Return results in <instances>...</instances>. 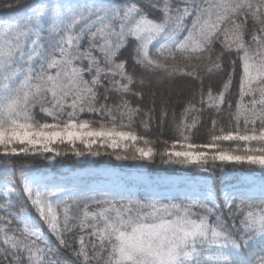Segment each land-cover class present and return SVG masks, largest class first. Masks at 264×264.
I'll use <instances>...</instances> for the list:
<instances>
[{
	"label": "snow or ice",
	"instance_id": "snow-or-ice-1",
	"mask_svg": "<svg viewBox=\"0 0 264 264\" xmlns=\"http://www.w3.org/2000/svg\"><path fill=\"white\" fill-rule=\"evenodd\" d=\"M20 3L0 0L3 7ZM146 9L161 15L150 19ZM232 49L236 58L226 55ZM176 77L200 88L201 107L189 102L182 117L203 112L205 95L216 116L209 117L208 143L192 141L193 130L204 127L194 115L176 125L180 149L174 142L173 150L157 153L133 128L143 115L140 125L150 131L155 107L142 110L128 97H143L146 86L163 87ZM234 86L235 111L226 99ZM36 108L50 120H37ZM225 110L227 127H217ZM84 113L100 117L99 126ZM167 115L162 103L157 123ZM102 154L131 160L138 171L158 155L161 164L195 167L202 175L180 183L137 175L111 187L82 186L14 161L51 164ZM0 156L12 161L0 165V247L11 257L7 264H264V0L25 3L0 19ZM226 165L258 166V179L250 167L244 181L217 186L214 173ZM25 199L35 216L18 209ZM225 208L231 216L222 218ZM45 228L54 240L44 237ZM86 231L94 238L87 243Z\"/></svg>",
	"mask_w": 264,
	"mask_h": 264
},
{
	"label": "trees",
	"instance_id": "trees-1",
	"mask_svg": "<svg viewBox=\"0 0 264 264\" xmlns=\"http://www.w3.org/2000/svg\"><path fill=\"white\" fill-rule=\"evenodd\" d=\"M32 0H21L20 7H3L0 6V19H7L9 17L15 16L18 12L21 11V8L25 3H31ZM164 0H152V3H159L163 4ZM171 2L176 5L179 3V0H171ZM182 7V5H181ZM146 13L149 16L150 19H158L161 13L157 12L155 9H152L151 11H148L146 9ZM245 41H248L250 37L248 35L244 36ZM220 40H224V36L220 37ZM232 37L229 35L228 42L231 43ZM155 43V41L153 42ZM82 49L87 48V39L83 40L81 42ZM151 48V45H150ZM214 49L218 52L221 49V45L219 42H217L214 45ZM242 54V53H241ZM93 55L99 56V52H94ZM226 55H231L232 58H236V50L232 49L230 53H226ZM87 63V61H85ZM237 63L239 64V60H237ZM103 67V65H102ZM215 79V77H213ZM188 78L184 77H176L173 80H169L163 87H161L159 84L156 87H153L151 89L145 87L144 95L143 97H136V96H129L128 99L132 103V105L135 107L139 104V106L143 109L146 108H153L155 107V113L152 114V124H151V130L148 132H145L144 128L140 125L141 119H146L143 115L137 116L134 118V124L133 128L137 132L138 135L145 136L148 140L152 141L148 147H151L154 152H162L165 149L171 150L173 143L176 142V144H180L182 142L181 138L178 136V134L175 132V128L177 124H180L182 122H190L192 117L195 115L198 117L199 123L197 127H200V124H203L204 127H200L199 131L193 130L192 133V141L195 143H208L209 133L208 129L211 127V116H216V113L213 111L211 107H209L210 101L208 100L207 96L205 95V103H204V111L203 112H189L186 114V118L182 117V114L184 113L185 106L192 102L196 105V108L199 109L201 107L200 105V88L198 82L196 83L195 90L193 89V86L191 83L186 82ZM164 83V82H161ZM234 80V84H235ZM207 87H208V78L205 77V87L204 91L205 94L207 93ZM217 89L213 88V93L216 94ZM230 95L226 93V99H230L233 102V111H235V102L239 99L238 97V86L232 87L230 90ZM101 93H103V89H101ZM114 96L118 95L117 93H113ZM248 98L245 97V100ZM154 101V103H153ZM111 103V101H109ZM166 104V110H167V117L165 119V122L163 124L157 123V120L160 115L161 111V105ZM226 108V106H225ZM36 113V119L37 120H50L49 117L44 116L42 113H40L39 108L35 109ZM83 119H89L94 121L93 124L94 127L99 126L100 117L84 113L82 116ZM218 125L219 127L221 124L227 127L228 122V112L225 110L223 113H221L218 117ZM126 122V118H125ZM164 141H167V143H164ZM143 142V141H139ZM79 146V145H78ZM224 147H227L228 144H224ZM61 150L66 147V145H58ZM111 152L110 150H108ZM132 150L129 149V152ZM103 152V150H102ZM15 164L17 167L24 165L26 167H31L34 169H42L43 171H50L57 173L63 169L68 170H77L81 168H111L114 170H119L122 172H140L145 173L149 175H177V176H190V177H196L201 176L202 174L198 172V170L195 167H182L179 165H169V164H161L160 158L157 155L155 157V163H146L143 169L137 170V167L134 165V163L129 161H115L114 159H111L107 155H101L100 157H87L85 159H77L74 156H68V157H60L58 158V162L56 163H49L47 161H43L42 159H33V158H27V159H21V158H14ZM12 161L5 160L2 156H0V165L4 163H11ZM255 167L257 168V177L259 174L258 166H248V165H237L233 167L232 165H226L224 170L217 169V171L214 173L213 179L215 180V183L217 186H222L223 183L226 181V178L230 177L231 181L234 182L238 179L240 176L244 175H250L249 168ZM3 177V172L0 170V178ZM141 200H143V196L140 197ZM26 199L24 201H21L20 204L17 206L19 210L24 211L26 213L30 212L31 215L35 216L36 213L34 210H31L30 203L26 204ZM92 210H97L96 205H91ZM111 215H114V213H110ZM231 214L228 212V209H223V217H230ZM211 222H215V217L211 218ZM232 219H228L229 225L232 223ZM238 222V219H237ZM100 225H103V221H100ZM17 225L13 224V229H16ZM19 231H22V226L19 225ZM19 231L16 232V235H19ZM76 232H79V229L75 230ZM90 231V230H87ZM87 231L84 233V239L87 243L89 239H94L93 237H89L87 234ZM11 236L12 233H9ZM71 238V237H69ZM54 240V239H51ZM39 243V242H38ZM3 244V234L0 233V245ZM41 247H43V244H40ZM4 247H7L5 245ZM75 247L79 248V243L77 242L75 244ZM63 255H67V252L62 250ZM7 259H11V257H8ZM7 259L3 257V248L0 247V261L3 262V264H7Z\"/></svg>",
	"mask_w": 264,
	"mask_h": 264
},
{
	"label": "rangeland",
	"instance_id": "rangeland-1",
	"mask_svg": "<svg viewBox=\"0 0 264 264\" xmlns=\"http://www.w3.org/2000/svg\"><path fill=\"white\" fill-rule=\"evenodd\" d=\"M224 144H229L230 142H223ZM138 147H143L144 144L143 142H137ZM235 146V145H233ZM180 149V144H176L175 150ZM112 151L111 149H108ZM132 150V149H131ZM173 150V146L171 148ZM45 174L49 176H56L57 178L62 177V176H67L71 181L73 182H80L83 181L82 186H97V187H111L113 186L114 182L117 181L118 179H126L129 177L137 176V175H142L146 178H150L153 180L160 179L164 181H172L176 183H180L186 179H196L199 178L200 176L196 177H190V176H177V175H149L145 173H140V172H122L119 170H114L111 168H81L77 170H68V169H63L57 173L50 172V171H43ZM249 175H244L238 177V179L234 182L231 183H237L240 181H244L246 177ZM258 179V177H257ZM226 181L230 182L231 178L228 177L226 178ZM22 230H23V224H21ZM44 237L46 239H54L50 235V233L47 231V228L44 229L43 233Z\"/></svg>",
	"mask_w": 264,
	"mask_h": 264
}]
</instances>
